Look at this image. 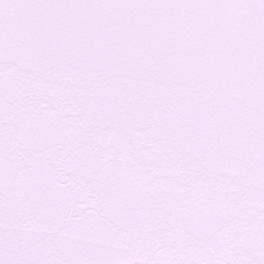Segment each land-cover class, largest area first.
I'll return each mask as SVG.
<instances>
[{"label": "snow or ice", "instance_id": "obj_1", "mask_svg": "<svg viewBox=\"0 0 264 264\" xmlns=\"http://www.w3.org/2000/svg\"><path fill=\"white\" fill-rule=\"evenodd\" d=\"M0 264H264V0H0Z\"/></svg>", "mask_w": 264, "mask_h": 264}]
</instances>
